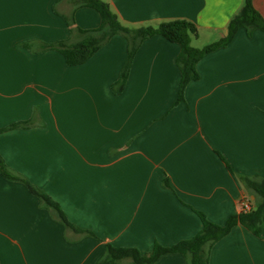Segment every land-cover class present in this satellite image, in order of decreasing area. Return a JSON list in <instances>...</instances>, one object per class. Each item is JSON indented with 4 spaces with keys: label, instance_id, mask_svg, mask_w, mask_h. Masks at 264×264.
<instances>
[{
    "label": "crops",
    "instance_id": "crops-1",
    "mask_svg": "<svg viewBox=\"0 0 264 264\" xmlns=\"http://www.w3.org/2000/svg\"><path fill=\"white\" fill-rule=\"evenodd\" d=\"M72 1L0 0V128L29 121L0 133V154L96 236L66 227L25 183L0 173V264H97L108 244L148 253L156 243L196 235L202 221L195 210L224 224L244 202L255 209L260 199L239 177L264 176V30L250 36L242 27L228 45L205 54L200 78L174 106L181 46L162 35L143 41L120 94L112 85L128 55L124 35L78 65L41 48L77 41L78 27L100 25L96 9H74ZM104 1L128 26L192 21L199 48L224 37L244 5ZM253 3L264 18V0ZM155 264L189 263L166 253ZM210 264H264V227L257 236L235 225L214 244Z\"/></svg>",
    "mask_w": 264,
    "mask_h": 264
},
{
    "label": "trees",
    "instance_id": "trees-1",
    "mask_svg": "<svg viewBox=\"0 0 264 264\" xmlns=\"http://www.w3.org/2000/svg\"><path fill=\"white\" fill-rule=\"evenodd\" d=\"M72 2L74 9L80 7L96 9L101 17L100 25L92 29L78 27L77 30L81 34V37L77 41L62 40L43 43L41 48L43 50L56 49L63 54L68 65H78L88 61L114 35H124L128 40V55L119 78L112 85L114 93L120 94L126 86L134 57L143 41L155 35H162L172 42L179 43L181 46L180 53L177 56V64L181 72V81L174 106L185 101L187 86L190 82L200 78L197 64L205 54L228 45L235 37L237 31L242 27L246 28L250 36L253 35L256 29L264 30V18L255 8L253 0H244L243 7L231 19L228 25V32L224 37L202 48L195 47L191 44L192 37L198 35V27L192 21L175 19L133 27L123 23L118 14L111 8V5L104 0H73ZM68 22L70 24L74 23L73 18H68ZM23 44L25 47H32L31 42L27 41ZM28 122H18L0 128V133L18 126H25ZM227 165L231 169L228 163ZM0 173L9 180L25 183L30 192L41 199L42 206L54 210L59 221L66 227L79 233L96 236L93 231L80 228L70 221L61 205L45 190L35 185L23 175L14 173L1 154ZM239 178L246 188L260 199L255 209L242 210L240 213L232 214L224 224L215 223L204 212L195 210L201 218L202 228L193 237L169 246L156 243L152 251L148 253L142 252L135 246L108 244L106 253L97 264H120L125 259H130L131 264H155L166 253H181L187 258L189 264H210V254L214 244L226 236L235 225L242 224L255 235L259 236L264 227V176L258 174L241 175Z\"/></svg>",
    "mask_w": 264,
    "mask_h": 264
},
{
    "label": "snow or ice",
    "instance_id": "snow-or-ice-1",
    "mask_svg": "<svg viewBox=\"0 0 264 264\" xmlns=\"http://www.w3.org/2000/svg\"><path fill=\"white\" fill-rule=\"evenodd\" d=\"M104 43H106V41H104ZM3 194L2 192H0V213L3 212ZM69 239H71V237L69 236Z\"/></svg>",
    "mask_w": 264,
    "mask_h": 264
},
{
    "label": "built area",
    "instance_id": "built-area-1",
    "mask_svg": "<svg viewBox=\"0 0 264 264\" xmlns=\"http://www.w3.org/2000/svg\"><path fill=\"white\" fill-rule=\"evenodd\" d=\"M249 209H251L250 204L248 202H244V204H243V210H249Z\"/></svg>",
    "mask_w": 264,
    "mask_h": 264
},
{
    "label": "rangeland",
    "instance_id": "rangeland-1",
    "mask_svg": "<svg viewBox=\"0 0 264 264\" xmlns=\"http://www.w3.org/2000/svg\"><path fill=\"white\" fill-rule=\"evenodd\" d=\"M197 38H198V36H193V37H192V42H191V44H192L193 46H195L194 43H196L195 40H196ZM201 41H202V40H201ZM199 42H200V41H199ZM195 47H196V46H195Z\"/></svg>",
    "mask_w": 264,
    "mask_h": 264
}]
</instances>
